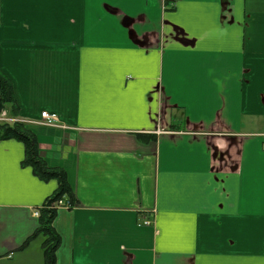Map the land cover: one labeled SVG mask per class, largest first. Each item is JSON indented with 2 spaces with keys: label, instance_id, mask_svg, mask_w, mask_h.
I'll use <instances>...</instances> for the list:
<instances>
[{
  "label": "crops",
  "instance_id": "0c3cea01",
  "mask_svg": "<svg viewBox=\"0 0 264 264\" xmlns=\"http://www.w3.org/2000/svg\"><path fill=\"white\" fill-rule=\"evenodd\" d=\"M0 69L75 195L56 264H264V0H0ZM25 153L0 138V264L45 263Z\"/></svg>",
  "mask_w": 264,
  "mask_h": 264
},
{
  "label": "trees",
  "instance_id": "16d2710c",
  "mask_svg": "<svg viewBox=\"0 0 264 264\" xmlns=\"http://www.w3.org/2000/svg\"><path fill=\"white\" fill-rule=\"evenodd\" d=\"M6 110L9 117L14 118L19 114V107L14 94L11 80L0 69V114ZM142 137V134H138ZM0 138L4 140L16 139L23 142L26 148L24 166H31L35 174L44 181L57 180L58 189L49 197L39 212V228L29 240L38 235L44 237L43 248L45 263L56 264V252L59 249L62 239L54 227V221L58 214L56 204L60 200L67 199L76 204L73 189L68 181L67 173L62 168L50 167L40 156L39 143L34 131L22 121L0 122ZM149 139H155L148 135Z\"/></svg>",
  "mask_w": 264,
  "mask_h": 264
},
{
  "label": "built area",
  "instance_id": "2783aa9c",
  "mask_svg": "<svg viewBox=\"0 0 264 264\" xmlns=\"http://www.w3.org/2000/svg\"><path fill=\"white\" fill-rule=\"evenodd\" d=\"M41 117H42L43 123L46 124V125H54V124H56L58 122L57 115L51 114V113H49L47 111L42 112ZM0 120L15 121V119H8L7 116H6V112L5 111H3L1 113ZM57 205H59V206L60 205H66V207H71L72 206L70 202L64 203L63 201H59L57 203ZM36 215H38V213H36ZM143 224L146 225V226H149V225H151V221L145 220Z\"/></svg>",
  "mask_w": 264,
  "mask_h": 264
},
{
  "label": "water",
  "instance_id": "95a60500",
  "mask_svg": "<svg viewBox=\"0 0 264 264\" xmlns=\"http://www.w3.org/2000/svg\"><path fill=\"white\" fill-rule=\"evenodd\" d=\"M189 42H190V41H189ZM189 42H188V43H189Z\"/></svg>",
  "mask_w": 264,
  "mask_h": 264
}]
</instances>
